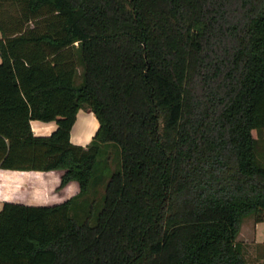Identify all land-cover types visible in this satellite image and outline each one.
<instances>
[{
  "label": "trees",
  "instance_id": "1",
  "mask_svg": "<svg viewBox=\"0 0 264 264\" xmlns=\"http://www.w3.org/2000/svg\"><path fill=\"white\" fill-rule=\"evenodd\" d=\"M0 57V169L63 170L59 188L85 195L111 169L107 144L121 159L94 224L74 198L4 202L0 264H248L264 0H0ZM84 105L99 121L87 146L71 140ZM32 120L57 128L38 136Z\"/></svg>",
  "mask_w": 264,
  "mask_h": 264
},
{
  "label": "crops",
  "instance_id": "2",
  "mask_svg": "<svg viewBox=\"0 0 264 264\" xmlns=\"http://www.w3.org/2000/svg\"><path fill=\"white\" fill-rule=\"evenodd\" d=\"M88 113H92L88 114L87 119L90 123H92L93 129L91 131H86L82 128L80 133H76L75 126L78 122L77 115V119L71 133V140L74 144L87 146L91 142L99 127V121L96 115L92 111ZM31 126L35 135L48 136L57 128V123L32 120ZM255 137L257 138V136ZM55 171L56 170L20 171L0 169V189L5 190L6 193L0 194V210L3 208L4 202L7 201L27 205H52L56 202L59 203V201L51 200L50 198L51 173ZM73 185L79 186V183L71 181L62 191H69L70 187L72 188ZM68 199L69 197L62 201H66ZM237 242L242 246L243 253L248 264H263L264 258L258 255L257 246L259 244H264V220H259L256 215L247 217L242 223L241 231L237 237Z\"/></svg>",
  "mask_w": 264,
  "mask_h": 264
},
{
  "label": "rangeland",
  "instance_id": "3",
  "mask_svg": "<svg viewBox=\"0 0 264 264\" xmlns=\"http://www.w3.org/2000/svg\"><path fill=\"white\" fill-rule=\"evenodd\" d=\"M0 62H1V57H0ZM81 72H82V67L79 68L78 75L76 77L77 85H80L82 82ZM88 110L90 109L87 105H84L80 109L78 115V122L75 126L76 133L78 132L80 133L82 128H84L86 131H91L93 129L92 123H90L89 120L87 119L88 114H92V113H88L91 112V110L90 111ZM254 135L258 137V132L254 131ZM259 152H260V159L264 163V131L259 139ZM100 155H101L100 159L102 161L109 158L111 169L109 170V172L108 171L106 172L105 176L101 179L98 186L91 188L89 192L85 195L80 194V186L78 185H73L72 188L70 187L69 191H62L63 189H65V187H67L65 186L63 189L59 188L64 171L56 170L55 172L51 173V197H50L51 200H56L59 201L60 203L62 200L68 197L69 199L74 198L75 205H74L73 213L78 218L79 222H84L89 214H91L92 224L96 222L97 215L104 205L105 186L107 179L109 178L111 172L117 171L121 167L120 148L117 144L114 143L107 144ZM73 182L77 183V181H73ZM2 190L3 189H0V194L5 193V190L3 191ZM57 203L58 202H56L55 204Z\"/></svg>",
  "mask_w": 264,
  "mask_h": 264
}]
</instances>
